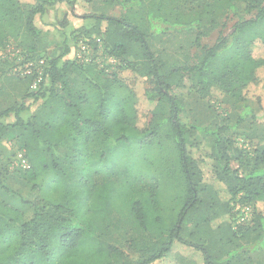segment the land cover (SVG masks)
Masks as SVG:
<instances>
[{"label": "rangeland", "instance_id": "obj_1", "mask_svg": "<svg viewBox=\"0 0 264 264\" xmlns=\"http://www.w3.org/2000/svg\"><path fill=\"white\" fill-rule=\"evenodd\" d=\"M51 1L52 5H48L44 13L35 18L40 31L35 40H25L19 36L17 41L6 38L4 44L12 48L19 43L23 48H34L40 54L49 51L52 58L63 54V59L69 61L75 60V52L80 50V44L86 45L82 56L86 57L84 60L88 59L89 63L96 61L102 66L107 63V68L113 70L118 66L111 78L115 79L119 96L125 91H131L134 96L136 113L131 115L134 119L132 127L139 132L147 131L151 110L156 108L157 99L154 98L152 102L147 100L144 94L146 79L141 78L135 70L121 68L122 62L119 61L118 65V60L113 56L105 57L107 53H102L101 48L105 36L97 33V30L102 33L107 26L102 22L97 26L96 21L89 18L94 14L119 18L124 12L120 1ZM144 1L169 19L192 20L201 16L205 26L209 25L208 16L216 15L211 29L204 27L199 31L172 30L166 34H157L153 29L147 28L146 34L151 35L149 41L154 55L166 65L177 60L181 65L193 62L203 47L212 46L218 36L227 35L232 26L231 20L226 22L224 28L220 26L224 21L219 16L224 0ZM20 2L32 5L34 0ZM133 21L137 22V19ZM194 40H198L199 45H193ZM94 42L99 44V55L93 49ZM105 43L109 44L106 40ZM66 49L69 51L65 52ZM252 53L255 58H264V45L258 39L252 44ZM111 78L99 79L103 97L99 87L89 88V84L81 80L76 81L70 91L72 94L82 91L91 102L99 97L110 102L113 89H103V83ZM24 84L23 82L22 85L25 86ZM43 86L49 88V80H45ZM61 88L62 85L58 82L54 93L61 92ZM194 90L190 81L184 78L180 86L173 88L170 94L184 102L185 110L178 116V121L186 129L195 127L197 142L211 145V131L218 126H225L229 131L222 137L230 139L236 148L244 150L249 156L255 148L264 144V132L260 126L250 123L246 117L237 124L243 108L257 111L255 100L264 102V68L257 71L256 81L249 82L244 89L248 99L243 103L245 107L235 106L232 100L227 102V99L218 97V93L215 97L201 98ZM71 109L76 110L74 106ZM107 114L105 122L112 119V115ZM63 124L66 125L67 122ZM56 127L54 123L53 126L51 123L45 127L34 124L30 126L31 138L34 139L27 141L36 148L40 158L33 150L25 153L23 145L17 143L18 140H14V145L9 140L1 143V147L10 153H2L0 157V201L4 199L8 206L21 211L20 218L27 223L40 214L46 204L62 203L73 213L72 224L85 231L84 238L87 236L94 246L102 244L110 264H135L164 245L170 229L175 226L172 222L173 211V219H179V205L171 200L173 182L170 183L172 171H176V154L173 152V156L169 155V144L165 139L149 137L147 134L136 136L130 124L124 120L125 131L116 133L119 137L123 134L126 139L118 142L112 140V135L97 139L84 133L75 135V132L64 133L67 138L55 135L48 140L50 136H46L47 128L57 129ZM58 143L61 145H55ZM52 153L53 157L50 155ZM201 154L202 152L193 149L194 158ZM66 155L68 158H64ZM23 160L28 168H23ZM203 160L200 165L203 176L201 182L206 190L201 194V199L216 203V208L210 210L208 216L195 212L186 231L184 230V240L209 244L215 248L222 264H264V238L253 226L258 214L264 213V195L260 200L245 199L241 194L231 199L226 186L212 174L209 160ZM32 164L39 167L35 177L29 175ZM229 164L231 170L237 171L239 175L245 171L235 161ZM43 166H47V169H43ZM153 186L158 188L162 196L163 209L159 211L155 210L149 199L147 189ZM153 199L160 204L158 196L155 195ZM136 201L145 209L142 222L137 220L131 209L132 203ZM241 217L244 221H241ZM223 249L235 250L233 258L222 252ZM98 262L99 260H93L94 264ZM151 264H203V261L196 249L174 243L165 257Z\"/></svg>", "mask_w": 264, "mask_h": 264}, {"label": "trees", "instance_id": "obj_2", "mask_svg": "<svg viewBox=\"0 0 264 264\" xmlns=\"http://www.w3.org/2000/svg\"><path fill=\"white\" fill-rule=\"evenodd\" d=\"M119 1L124 9L119 18L97 14L89 18L95 20L97 26L101 22L107 26L102 33L97 30V33L105 36L104 45L101 44L102 53H107L105 57L113 56L118 60V65L119 61L122 62L121 68L135 70L141 78L146 79L144 94L147 100L152 102L154 98L157 99L156 108L151 110L148 130L139 132L132 127L134 119L131 115L136 113L134 96L131 91H125L119 96L115 79L111 78L118 66L113 70L107 68V63L102 66L96 61L89 63L74 59L64 60L63 54L52 58L49 51L40 54L34 48H23L18 43L12 49L18 50L24 57L22 64L28 60L35 64L38 60H44V81L36 91H31L30 84L34 76L21 77L12 73L18 59L6 57L0 60V81L2 77L9 75L16 82L26 84L21 102L1 113V117L13 113L15 122L10 125L0 123V142L18 140L17 143L23 145L25 153L33 150L40 158L36 148L27 141L32 139L29 129L33 124L41 127L49 123L51 126L54 123L55 127L58 125L57 129L47 128L46 136H50L48 140L55 135L67 138L69 132H75V135L84 133L97 139L112 135V140L118 142L126 139L123 134L119 137L116 133L125 131L124 120L130 124L136 136L147 134L149 137L164 138L170 145H167L169 155L173 156V152L176 154V171H172L170 183L173 184L170 189L173 191L171 200L179 205V219H173V211L172 222L175 226L170 229L167 242L135 264H151L165 257L174 243L196 249L201 254L203 264H222L215 248L209 244L189 243L184 240V230L191 216L195 212L208 216L210 210L216 208V203L201 199V194L206 188L201 182L203 176L200 165L204 158L209 160L212 174L226 186L231 199L241 194L245 199L260 200L264 195V144L255 148L249 156L244 150L236 148L230 139L222 137L229 131L225 126H218L211 131V145L197 142L195 127L186 129L178 121V116L185 110L184 102L171 95L170 91L180 86L183 79L187 78L195 89L194 93L201 98L215 97L218 93V97L227 99V102L232 100L235 106H244L243 103L248 101L244 89L249 82L256 81L257 71L264 68V58H255L252 53V44L257 39L264 45V0H224L219 12L224 21L220 26L224 28L226 22L231 20L230 32L227 35H219L212 46L203 47L193 62L183 65L177 62L178 60L166 65L154 55L149 41L151 35L146 34L147 28L153 29L157 34H166L172 30L199 31L204 27L211 29L216 15L210 14L207 18L209 25L205 26L201 16L192 20L169 19L157 9L149 7L144 0ZM67 3L71 4L70 1ZM48 5H52L51 0H34L32 5L20 0H0V50L6 51V48L10 47L4 44L6 38L17 41L20 36L25 40H35L40 33L35 18L41 16ZM134 19H137V22H134ZM105 40L109 44L106 45ZM196 43L199 45L198 40H194L193 45ZM93 46L97 52L98 42H94ZM68 51L69 49L65 50ZM35 72L36 69H33V73ZM100 77L111 78L103 83V89H113L110 102L102 98L104 93L98 83ZM45 80L50 83L47 89L43 86ZM78 80L88 83L89 88L99 87L102 97L91 102L82 91L72 94L71 87ZM58 82L62 85L61 92L54 93ZM26 101H30L29 105H26ZM37 103V109L31 112V106ZM254 103L258 110L243 108L237 124L246 117L264 132V102L256 99ZM72 106L76 110L71 109ZM107 113L112 115L109 122H105ZM64 122L67 124L64 125ZM49 132L52 133L48 135ZM55 145L59 146L61 143ZM193 149L202 154L194 158ZM50 155L54 156L53 153ZM64 158H68L67 155ZM231 161L237 162L239 168L243 167L245 171L239 175L237 171L231 170ZM38 168L36 164H32L29 175L35 177ZM43 169H47V166H43ZM147 190L155 210L163 209L158 188L153 186ZM155 195L158 196L160 204L153 199ZM3 200L0 201V264H94L93 260H99L98 264H110L102 244L94 246L87 236L84 238L85 231L72 224L73 213L62 203L46 204L43 211L27 223L20 218L21 211L8 206ZM131 209L137 220L142 222L145 209L140 202H133ZM254 225L264 238V213L258 214ZM222 252L233 258L236 251L223 249Z\"/></svg>", "mask_w": 264, "mask_h": 264}, {"label": "built area", "instance_id": "obj_3", "mask_svg": "<svg viewBox=\"0 0 264 264\" xmlns=\"http://www.w3.org/2000/svg\"><path fill=\"white\" fill-rule=\"evenodd\" d=\"M79 47L80 50H77L75 52V60L77 59L78 61L88 62V59L84 60L86 57H82L84 56L83 54L87 46L84 44H80ZM6 57H16L18 59L16 65H14L12 68V73H15L21 77L34 76V79L30 84V90L36 91L39 88L40 84L44 81V60H38L36 64L33 61L28 60L22 64L21 62L23 61L24 57L18 50H13L9 47L6 51L0 50V60L5 59ZM33 69H36L35 73H33ZM21 163L23 168L29 167L25 160H23ZM241 221H244V218L241 217Z\"/></svg>", "mask_w": 264, "mask_h": 264}, {"label": "crops", "instance_id": "obj_4", "mask_svg": "<svg viewBox=\"0 0 264 264\" xmlns=\"http://www.w3.org/2000/svg\"><path fill=\"white\" fill-rule=\"evenodd\" d=\"M22 84L23 83L16 82L9 75H5L0 81V123L3 125H10L15 122L13 113H9L7 117H1V113L9 108H12L24 98L25 87ZM29 103L30 101H26V105H29ZM38 104L39 103L32 105L30 111L34 112L35 109H37ZM24 117L26 119L27 116L25 115ZM11 142L12 145L16 144V141ZM2 153L4 155H8L7 153L10 152L8 150L6 152V149L2 148L0 144V157L2 156Z\"/></svg>", "mask_w": 264, "mask_h": 264}]
</instances>
